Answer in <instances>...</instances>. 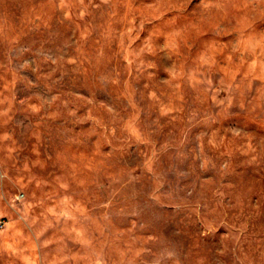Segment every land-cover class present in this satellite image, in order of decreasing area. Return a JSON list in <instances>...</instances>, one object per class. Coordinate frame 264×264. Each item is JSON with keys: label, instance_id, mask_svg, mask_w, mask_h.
I'll use <instances>...</instances> for the list:
<instances>
[{"label": "rangeland", "instance_id": "obj_1", "mask_svg": "<svg viewBox=\"0 0 264 264\" xmlns=\"http://www.w3.org/2000/svg\"><path fill=\"white\" fill-rule=\"evenodd\" d=\"M0 264H264V0H0Z\"/></svg>", "mask_w": 264, "mask_h": 264}]
</instances>
